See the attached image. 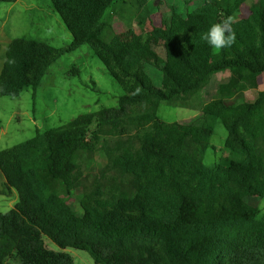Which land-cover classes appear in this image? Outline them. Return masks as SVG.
Instances as JSON below:
<instances>
[{
	"label": "trees",
	"instance_id": "16d2710c",
	"mask_svg": "<svg viewBox=\"0 0 264 264\" xmlns=\"http://www.w3.org/2000/svg\"><path fill=\"white\" fill-rule=\"evenodd\" d=\"M122 1L50 0L73 40L41 62L29 85L37 89L57 58L86 44L123 92L116 106L0 150L4 184L19 196L11 210L0 209V264L13 255L21 264H75L67 248L89 252L96 264H264V216L249 200L264 197V90L252 101L244 96L264 73V0H205L185 13L170 5L160 24L148 0H135L146 36L131 31L130 39L110 23ZM249 1L248 15L236 18ZM229 15L236 43L214 52L201 35ZM16 56L4 65L0 95H11ZM149 66L162 72L160 86ZM225 70L232 78L197 116L160 118L163 102L191 106ZM217 122L229 156L210 165ZM97 155L103 172L117 176L84 190L78 211L68 200L80 185L75 172Z\"/></svg>",
	"mask_w": 264,
	"mask_h": 264
},
{
	"label": "rangeland",
	"instance_id": "374dc122",
	"mask_svg": "<svg viewBox=\"0 0 264 264\" xmlns=\"http://www.w3.org/2000/svg\"><path fill=\"white\" fill-rule=\"evenodd\" d=\"M250 3L251 1L240 9L236 18L248 15ZM204 4L205 0H148L156 24L170 16V5L185 13ZM117 6L110 22L114 32L126 39L132 37L131 31L144 33L146 36L139 24L138 3L135 0H124ZM72 40L69 29L50 0L0 2V76L8 58L14 55L18 58L12 71L15 73V77L12 76L15 83L8 87L11 95H0V150L23 142L36 132L63 125L82 113L117 105L122 88L86 44L57 58L47 68L37 89L29 85L41 62L57 50L69 46ZM20 42L22 48L18 47ZM155 50L160 60H164V50L156 46ZM147 70L154 84L160 86L162 72L152 66ZM231 78L229 70L216 73L211 82L190 101L189 107L163 102L158 111L160 118L168 122L191 120L199 114L202 104L216 96L219 85L229 82ZM260 90H264V73L259 77L258 87L248 89L244 96L252 101ZM226 135L227 131L222 123L217 122L211 139L213 147L207 150L205 156L207 164L214 165L229 156L224 146ZM103 168V159L98 155L79 165L75 180L80 185L68 198L78 211L79 198L84 190L90 191L98 183L117 176L115 173L105 174ZM0 191V209L4 212L11 210L18 202V192L14 189L8 191L1 171ZM249 200L259 207V216L263 217L264 197L255 196ZM41 243L51 250H61L48 238H44ZM66 251L72 255L75 264H96L85 250L67 248ZM6 264H21V261L13 255L7 259Z\"/></svg>",
	"mask_w": 264,
	"mask_h": 264
},
{
	"label": "clouds",
	"instance_id": "9594fccd",
	"mask_svg": "<svg viewBox=\"0 0 264 264\" xmlns=\"http://www.w3.org/2000/svg\"><path fill=\"white\" fill-rule=\"evenodd\" d=\"M235 23L236 18L233 15L226 16L211 24L209 29L202 33L201 40L206 42L214 52L230 48L236 43ZM9 63H15L14 59L9 60Z\"/></svg>",
	"mask_w": 264,
	"mask_h": 264
}]
</instances>
